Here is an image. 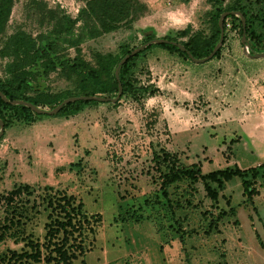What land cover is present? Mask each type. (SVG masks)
Returning <instances> with one entry per match:
<instances>
[{
  "label": "rangeland",
  "instance_id": "rangeland-1",
  "mask_svg": "<svg viewBox=\"0 0 264 264\" xmlns=\"http://www.w3.org/2000/svg\"><path fill=\"white\" fill-rule=\"evenodd\" d=\"M30 1L14 0L7 33L20 28L34 36L39 31ZM37 1L47 8L58 6L71 17L81 6L75 0ZM141 1L147 14L130 28L120 26L81 45L85 60L94 51L120 57L144 43L147 34L175 38L186 27L189 34H210L205 0ZM232 2L224 0L221 9ZM225 24L219 54L203 63L159 48L141 54L132 78L157 90L152 96L121 98L115 105L95 103L67 117L6 110L0 198L23 186L28 191L12 195L10 203L0 199V226L8 228L6 234L14 233L0 242V256L18 251L20 237L41 240L50 211L46 197L62 193L80 202L87 216H99L93 233L84 236L85 253L71 264H143V257L158 264L160 256L169 264H264V57H248L237 22L228 19ZM176 40L185 42L186 37ZM67 53L70 59L72 50ZM223 59V66L216 65ZM231 73L238 78L230 81ZM40 84L62 100L76 94L57 73ZM152 152L174 154L181 165L197 164L202 173L256 168L253 205L243 203L238 178L224 184L214 208L200 182L189 186L183 181L168 188L170 201L178 204L176 224L158 190L163 169L151 161ZM219 209L226 216L213 228L211 217ZM155 243L162 244V255Z\"/></svg>",
  "mask_w": 264,
  "mask_h": 264
},
{
  "label": "trees",
  "instance_id": "trees-1",
  "mask_svg": "<svg viewBox=\"0 0 264 264\" xmlns=\"http://www.w3.org/2000/svg\"><path fill=\"white\" fill-rule=\"evenodd\" d=\"M75 1L80 2L81 6L76 15L71 17L58 6L47 8L45 3L31 0L32 6L36 9L34 16L39 27V31L33 36L20 28L7 33V23L14 0H0V60L4 61L0 70V93L7 101L18 100L28 102L40 109L44 106L48 110L52 109L62 99L40 84L41 80L48 79L52 73H57L63 80L72 84L76 94L69 97L96 95L114 98L117 94V84L121 86L118 101L121 98L137 101L144 96H152L157 93V90L151 86L138 85L132 78L137 58L153 48L176 54L185 60H190L186 52L193 59L206 57L218 41L217 20L223 12H236L244 18L243 35L250 54L264 52V0H233L231 6L225 9H221L224 0H205V4L209 7L205 15L211 29L207 37L199 32L189 34L187 27L177 32L175 38L165 36L163 39L182 45L185 51L170 44L151 43L119 66L116 80L114 69L118 61L132 49L124 51L120 57L111 53L94 51L91 53V60L87 61L81 54V45L113 32L120 26L130 28L132 23L147 14V7L141 0ZM228 19L237 22L238 33L241 36L242 27L239 16L233 14H228L222 19L223 35L225 22ZM183 37H186L185 42L176 40ZM152 39L154 38L147 34L144 43ZM69 50H72L73 55L70 59H66ZM219 51L220 49L211 59L217 57ZM95 103L99 102L67 103L52 117L73 116L83 107ZM7 109L19 114H34L24 106L9 105L0 98V121L3 123V129L6 127ZM151 161L157 169L160 167L163 169L158 174L160 180L158 190L166 207H171L169 209L172 221L174 207H178V204L170 201L168 188L183 181H186L189 186L200 182L213 208L218 203L224 184L232 178L240 180L243 203L252 206V198L257 195L252 184L256 179V168L240 170L234 166L232 169L225 168L202 173L197 164L183 166L174 154L166 152H161L160 155L152 152ZM247 175H250L248 179ZM21 188L11 191L10 197L0 199L10 203L12 195L19 194L20 190L28 191L27 186ZM42 190L52 189L43 187ZM45 201L50 211L45 216L41 240H33L30 235L18 238V241L22 243L21 248L18 251L8 250L6 254L0 256V264H71L85 253L82 248L84 236L86 233H93L94 225L92 224L99 216L97 214L87 216L81 210L80 202L75 204L72 197L62 193L47 195ZM154 201L158 203L159 198ZM226 204L228 205L229 202L227 201ZM144 205L149 203L145 200ZM229 211L231 212V209ZM225 216V210L219 209L217 215L211 217L213 221L209 226L217 228L216 225ZM173 222L179 223L178 219ZM9 223L11 225L10 221ZM262 228L264 229V226ZM7 229L5 225L0 226V242L14 235V233L6 234ZM176 232L181 240L182 230ZM16 241L15 238L13 242L16 243Z\"/></svg>",
  "mask_w": 264,
  "mask_h": 264
},
{
  "label": "water",
  "instance_id": "water-1",
  "mask_svg": "<svg viewBox=\"0 0 264 264\" xmlns=\"http://www.w3.org/2000/svg\"><path fill=\"white\" fill-rule=\"evenodd\" d=\"M228 14H233V15H237L239 16L240 22H241V27H242V34H241V44L243 45V49L244 52L246 53V55L248 57H256V58H260V57H264V52L262 53H257V54H250L249 53V49H248V45L246 44L245 40H244V18L241 17L238 13L236 12H223L219 15L218 20H217V26H218V30H219V37H218V41L217 43L214 45V47L212 48L211 52L204 58L202 59H193L187 52L186 55L188 56V58L194 62V63H203L207 60H210L213 55L215 54V52L218 50V48L221 46L222 40H223V29H222V19L228 15ZM151 43H156V44H170L173 46H176L179 50L181 51H185V49L183 48L182 45L175 43V42H171V41H167L163 38H155L152 39L151 41H148L144 44L139 45L138 47L132 49L128 54L124 55L117 63L115 69H114V77L117 80L118 77V68L121 64H123L129 57L135 55L136 53H138L140 50H142L145 46L151 44ZM121 95V86L119 84H117V94L114 98H109V97H101V96H74V97H67L65 99H63L58 105H56L55 107H53L50 111H44L41 110L35 106H33L32 104L28 103V102H23V101H18V100H14V101H7L3 95L0 93V98L2 101H4L5 103L9 104V105H21L24 106L28 109H30L33 113L38 114V115H48V116H53L55 115L59 109L67 104V103H71V102H75V101H96L99 103H104V102H110V103H115L118 101L119 97ZM3 134V123L0 121V137Z\"/></svg>",
  "mask_w": 264,
  "mask_h": 264
},
{
  "label": "crops",
  "instance_id": "crops-1",
  "mask_svg": "<svg viewBox=\"0 0 264 264\" xmlns=\"http://www.w3.org/2000/svg\"><path fill=\"white\" fill-rule=\"evenodd\" d=\"M225 63L226 62L224 61V59L223 60L216 61V65H218L219 67L220 66H223V64H225ZM232 75H233V73L229 74L230 81L236 80L238 78V75L237 74L234 76L235 79H234V77ZM154 248L157 250L158 253H161V255H162V251H163L162 244L155 243ZM146 250H147L146 247H144L142 249V251H144V253H145ZM142 261H143V264H148V259L146 257H143ZM157 261H158V264H169L168 261H166L165 258L164 257H161V256L160 257H157Z\"/></svg>",
  "mask_w": 264,
  "mask_h": 264
},
{
  "label": "built area",
  "instance_id": "built-area-1",
  "mask_svg": "<svg viewBox=\"0 0 264 264\" xmlns=\"http://www.w3.org/2000/svg\"><path fill=\"white\" fill-rule=\"evenodd\" d=\"M78 7L74 10L75 14L77 13ZM226 27H228V24H225Z\"/></svg>",
  "mask_w": 264,
  "mask_h": 264
}]
</instances>
